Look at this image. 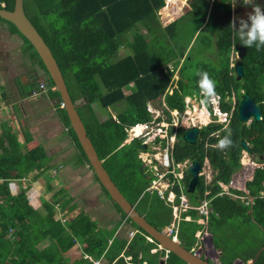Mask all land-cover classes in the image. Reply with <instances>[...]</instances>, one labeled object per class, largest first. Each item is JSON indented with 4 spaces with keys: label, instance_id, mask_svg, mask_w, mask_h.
<instances>
[{
    "label": "trees",
    "instance_id": "16d2710c",
    "mask_svg": "<svg viewBox=\"0 0 264 264\" xmlns=\"http://www.w3.org/2000/svg\"><path fill=\"white\" fill-rule=\"evenodd\" d=\"M30 2L26 7L25 2ZM177 1V0H176ZM7 10H13L14 0H6ZM222 2V1H221ZM242 2V1H241ZM172 4L167 0V4ZM219 3V2H218ZM217 4V2L215 3ZM194 9L187 14L193 17L195 25L192 29L191 43L176 51L177 39L183 34V26L187 20L173 22L166 27L162 26L158 9L164 6L163 0H24V9L27 17L32 22L38 33L49 46L59 68L62 72L69 93L86 127L87 134L94 145L97 154L111 179L130 203H138V209L146 212L148 222L162 231L172 222V210L168 208L159 195L147 192L150 186L151 172L144 167L139 159L144 148L138 138L134 137L130 143L125 144L128 138L127 128L144 125L152 121L148 111V104L164 98L170 109L183 112L185 110L186 96H199L198 81L200 71H207L211 78L217 82L216 92L222 98V110L230 111V106L225 102L232 96L231 90H244L253 97L262 109V120L252 121L246 126L238 118V104L241 94L237 95V104L234 110L231 125L222 130L217 137L209 139L210 147L204 150L205 139L210 134L221 130L220 125L211 124L200 130L196 145H189L179 133V142L174 149L175 163L185 160L199 162L203 166L204 160L210 162L214 172L212 187H209L212 205L216 211L211 213L208 220L209 230L215 238L218 247H225V256L221 257L222 264H232L239 255L236 250L243 249L239 246H229L219 241V237L226 236L230 228L231 218L242 219L241 228L245 225L254 226L256 231L262 229L261 240L264 247V165L256 169L254 178L247 183L250 196L254 197L252 206H245L241 200L228 195L218 196L222 188L218 183L229 185L232 176L241 169V155L244 151L242 141L250 148L248 154L259 163L264 162V47L257 50L253 45L244 58V75L241 81L236 79V74L230 68V53L235 42H239L237 35L233 37L230 27L225 31L216 33V37L209 32L213 17L209 15L210 2L203 1L197 5L191 1ZM26 7V8H25ZM1 6L0 0V9ZM171 8L165 10L166 16ZM224 14L230 16L229 2L224 4ZM28 11V14H27ZM186 15V16H187ZM208 15L210 16L207 20ZM184 21V22H183ZM6 23L12 32L17 29L9 22ZM230 25V21H228ZM198 33V35H196ZM19 34V33H18ZM25 44H28L34 56V48L20 34ZM201 38V47L213 50L215 62H197L198 72L190 70L193 58L190 53L194 39ZM235 38V39H233ZM125 48L128 52L124 57L119 56V49ZM39 59V57H38ZM220 64V68L215 67ZM39 65L48 75L42 61ZM174 69L180 67V88L174 95H165ZM243 83V84H242ZM49 90L55 88L48 75ZM73 88V89H71ZM129 89V92L126 89ZM242 93V94H243ZM57 98V109L61 120L69 130V135L74 142L81 158L88 162L78 139L73 132L67 114L61 109V100L57 90L52 92ZM224 103V104H223ZM113 111L115 115H111ZM231 131L233 146L223 151L214 147L218 140ZM26 136V135H25ZM24 136V137H25ZM29 140L28 137L25 138ZM148 168V167H147ZM52 169L50 160L41 145H36L26 153L20 151L14 134L4 130L0 137V264H65L67 259L64 254L71 249L77 240L87 236L94 228L87 216L79 215L67 225L54 221V204L46 202L43 211H37L29 204L27 197L28 188H21L14 195L9 188L8 180H22L31 173L42 175L47 181L48 190L51 189ZM95 176V175H94ZM97 182L98 179L95 176ZM191 174L187 171L184 182L187 196L194 202L203 198L205 186L203 177L194 193L188 192ZM105 194H109L103 188ZM235 191V190H233ZM174 192L181 194L178 186ZM242 194L240 192H236ZM58 197V196H57ZM110 198V197H109ZM115 207L126 218L121 208L114 202ZM251 207V208H250ZM218 214H215V213ZM191 216L194 222H182L180 226V243L187 249L196 243L197 231L202 225L196 223L199 219L196 211H190L184 216ZM251 219L255 224L250 225ZM131 222L127 219V223ZM132 223V222H131ZM133 228L140 231L128 243L123 240L113 239L109 245L112 233H91L92 246L87 250L94 259L104 256L107 264H127L121 254L132 256L137 264H161L165 251L155 254L151 250L156 244L148 242L147 234L134 223ZM67 227L70 230H67ZM235 228H237L234 225ZM242 231V230H241ZM253 234H249L252 236ZM12 236L13 238H9ZM50 236L54 244L40 251L37 245L41 240ZM236 253V256H232ZM258 253V252H257ZM228 254L231 258L228 259ZM255 264H264V249L260 254L252 255ZM75 264H92L81 258ZM165 264H186L179 257L170 253Z\"/></svg>",
    "mask_w": 264,
    "mask_h": 264
},
{
    "label": "crops",
    "instance_id": "0c3cea01",
    "mask_svg": "<svg viewBox=\"0 0 264 264\" xmlns=\"http://www.w3.org/2000/svg\"><path fill=\"white\" fill-rule=\"evenodd\" d=\"M180 1L181 0H177V5L174 4V6H171L172 4H170L169 7L171 9L168 11L175 10L174 15L170 16L169 12L167 18L164 16L168 21L165 25H163L162 23V26L166 27L173 22H179L182 20L183 16L181 8L183 5L180 4ZM208 2L211 3V0H208ZM165 6L166 4H164L163 7ZM9 31L10 35L15 34L10 29ZM26 45L28 46V44H23L25 48L24 50L21 49L22 53L19 54V56H14L10 52L12 50H15V47L12 48L10 44H0V137L3 136L4 130L11 131L16 137V134H18L19 131L18 129H21L20 132L23 133H21L23 135V141L19 142V140L17 141L15 138L17 146H19L20 151L22 150L21 152L26 153L34 146L41 145L50 160V165L52 166V169L49 171L52 182L50 184L51 189L48 190L47 181H45L42 175H36V173L34 172L29 174L23 180L12 179L9 183V188L12 187L10 186L12 182L15 183L16 189L18 191L21 190V188H28V201L34 210L42 212L41 210L43 209V206L46 202L54 204V221H60L61 223L67 225L79 215L87 216L89 221L93 224L94 228L87 236L83 237L80 240H77L75 245L64 254V257L67 259V263L65 264H75L77 260L81 258L85 259V256L93 258L92 255H89V253H87V250L93 244V240L90 235L92 232H113L112 237L111 239H109L108 243L109 245H111L113 239L123 240V238H126L129 243L133 239H129V232L131 230L137 229L133 228L131 222L127 223L126 221V223L123 224V221L127 218H124V220L122 219V214L115 207L114 202L111 201V199L105 194L103 187L99 184V182L96 181L89 163L85 162L81 158V155L77 151L74 142L70 138L69 130L61 120L60 114L58 112L56 106L58 100L56 97H53L54 95H52V92H54L56 88H52L51 90L47 88L44 91L40 90L41 84L48 85V75L45 74L44 70L40 68V65L33 60L34 56L29 51L30 47H26ZM27 59L29 60V62L27 61ZM17 70L21 71L19 73L20 75L15 74ZM60 108L63 109L62 103ZM51 110H56L58 113L59 122H57V124L56 121H54V118L51 117ZM18 118L21 121V126L15 124V121H17ZM23 118L25 121L30 122L32 125L35 124L36 126H38V128L32 127V125L29 124H23ZM64 130H67V133H64ZM32 134H35V139ZM26 137H28L29 140L26 141ZM130 138L131 137H129L128 135L125 144H128V139ZM24 148L26 149V151ZM147 151L143 150L141 152L144 153ZM139 159L142 160V157H139ZM185 161L190 162V160ZM207 168L212 169L208 160H206L204 166H202L199 175L200 178L203 177L205 186L212 187V184H208L209 176H207ZM255 171L251 175L249 174L248 176H246L248 179L243 185L241 184V187L243 186L242 189L241 187L238 188L237 186L239 182L236 183V186L234 185L235 181L233 178L235 177L237 172L232 176L229 186L223 183H218L222 188V192L219 193L218 196L228 195L234 197L237 200H241L242 204H244L245 206H252L255 198L249 195L247 190V183L253 180ZM209 175L211 179L214 178L213 170ZM184 185L185 191L187 192L185 182ZM222 186H225L230 192H224ZM71 187L73 188V190L70 189ZM209 187L205 191L203 198H208L210 194ZM229 187H231V190L229 189ZM232 189L236 190L232 191ZM237 190L242 194L236 193ZM10 191L14 194L15 189L11 188ZM203 198H197L193 203L197 205L198 202ZM209 199H211V215V213H214L216 209L212 205L213 199ZM132 204H136L134 205L136 209L146 217V212H142L140 209H138V203L133 202ZM164 204L171 209V207L167 205L165 201ZM215 214L218 213L216 212ZM189 217L192 219L190 215ZM184 222L192 223L194 222V220L192 219L191 222ZM250 222V225L252 223L255 224L252 219ZM196 223H198L197 220ZM198 224L202 225V227L201 230L197 231L196 238H198L197 235L201 231L202 239L205 238V234H207V236L209 237V243L207 244L209 252L204 254L200 252V256L212 263L222 264L221 257L225 256L224 254H227L225 252L226 248L222 246H216L213 233L209 230L208 221L205 225L201 223ZM165 228L162 231L165 232ZM67 230L69 231L70 228L67 227ZM260 230L262 231V229ZM260 230L256 231V228L253 225L249 227L245 225L242 229V237L237 234L229 233H226V236L219 237V241H221L224 246H239L240 244H243V246H245L244 244L246 243V246H251L253 248L247 254L239 253V255L236 256V253H234L232 256L235 255L236 257L232 264H255V260L252 258V255H254L255 253L259 255L260 252L264 249L263 240L260 241L263 231L261 232ZM249 234L253 235L249 236ZM207 236L205 239H207ZM147 237L149 236L147 235ZM48 239L52 238L50 236H47L45 239L41 240L40 243L45 242ZM53 241L55 240L52 239V242H50L48 246L54 244ZM198 242L199 240L196 241L197 244ZM152 243L156 244L157 246L156 248L151 250L152 254H155L162 250L165 251V255L161 263L165 264L170 253L162 249V247L154 240ZM196 243L191 249H197L198 245ZM38 245L37 248L40 251L48 247L47 246L44 249H41ZM232 256L226 255L228 259ZM121 257L124 258L127 264H137L134 263L132 256H124V253H122L120 258ZM98 259H102L103 264H107V260L104 256H101Z\"/></svg>",
    "mask_w": 264,
    "mask_h": 264
},
{
    "label": "rangeland",
    "instance_id": "374dc122",
    "mask_svg": "<svg viewBox=\"0 0 264 264\" xmlns=\"http://www.w3.org/2000/svg\"><path fill=\"white\" fill-rule=\"evenodd\" d=\"M171 1L173 2L171 6H174V4L177 5L176 0H171ZM191 1L196 2L198 5L201 2H203V1L206 2L208 0H181L180 1V4L183 5L181 8V12H182V16H183L182 19L187 20V22L184 23L185 24L183 26L184 30H182L183 34L180 35L179 38L177 39V46L175 48L177 52H179L182 48L187 47L193 39V33L191 31L195 25V20L193 17H190L187 15L190 12V9L191 10H192V8L194 9V6L191 5ZM258 1H260V0H211L210 6H209V15H211L213 17V19H212V24H211L209 29L212 31L211 32L205 31V32H209L213 35V37H216V33L221 32V31H225L226 27H230L232 34H233V37L235 35H237V39L240 40L239 33L236 30H234L235 28L231 27V22H232L233 18L235 17L234 12L239 7L242 8L243 5H245V4L254 3V2H258ZM163 2H164V4H166V6L165 7L162 6L160 9H158L157 14H158V17H159L161 24L163 23V25H165L168 20L166 19L167 16L165 15L164 12H165L166 8H169V3L167 4L166 0H163ZM216 2H217V4H215ZM227 2H229V7L231 9V13H230L229 17H227V15L224 14V12H225L224 4ZM6 3H7L6 0H1V5L5 6ZM29 4H30V2H28V1L25 2L26 7ZM185 8H186V10H185ZM172 11H170V16L174 15L175 10L173 12ZM27 14H28V11H27ZM209 15L207 17V20L210 17ZM228 21H230V25L228 24ZM233 39H235V38H233ZM239 42H241V40ZM236 43L237 42L234 43V45L231 49V53H230V68H233L235 61L238 58V53L234 49ZM0 44H10L12 46V48L15 47L16 49L12 50L10 52L14 56H19V54L22 53L21 49L24 50V48H25V46H23L24 41L19 36V34L15 33L14 35L13 34L10 35L8 25L6 23H3V22H0ZM200 44H203V43H202L201 38L198 37L197 39L193 40L191 47H190V48H192L190 55L193 58V63L190 65L191 66L190 70L195 71V72H198L197 62L199 60H203L204 62H207V63H209V62L214 63L216 60V57L213 55V50L211 53V50L209 48L203 49ZM26 47H28V46L26 45ZM29 51L34 56L33 51H31V50H29ZM127 53L128 52L125 50V48L119 49V56L120 57H124ZM33 60L39 64V59L37 56H34ZM27 61L29 62L28 59H27ZM17 65H18V62H17ZM215 67L220 68V64L218 66H215ZM169 70H170V72L173 73V77H172V81H170L171 83H169V86H168L167 90L165 91V95L163 97H165L167 94L168 95H174V93L177 90H179V88H180V82H181V76L179 73L180 67H178L177 69H174L171 65H169ZM20 72H21L20 70H17V72L15 74L18 75ZM234 75H235V73L231 72V76H234ZM236 79H237V77H236ZM241 79H240V81H241ZM71 89H73V88H71ZM126 91L129 92V89L127 88ZM231 92H232V96H230L229 98L226 99V101H224V103L228 102L227 104L230 106V111L228 112V114H229L228 120L226 122H224V124L217 123L218 117H217L216 113L214 112V109L217 107V106H215V104H213V105L209 104L208 105V104H206V102H204L205 103V108H204L201 101H204L205 98L201 94V92H200V97L196 96V95H194L192 97H190V96L185 97L186 107H185V110L182 113H180L179 116L178 115L174 116V114H172V112L174 110L170 109L167 106V104L164 101V98L161 100H157L154 103H149L147 107H148L149 113L152 116V121L150 123L144 124L143 128H141V130H140V131H142L139 134L141 136H139V138H138V141L141 142L143 146L148 147V151L144 152V153L140 152V156H139V157H142V160H140V161L144 165V167L146 169H148L146 167L147 161L149 159L148 156L150 154L154 155L155 153H158L157 148H159V147H161L162 149L168 148L169 151H172V154H173L174 149L177 147V141L179 142V139H178L179 133H181L186 128H188L189 124L191 122L196 124L197 127H201V128L207 127L211 124L221 126V130L210 134L209 137L205 139L204 150H207L210 147L209 139L213 138V137H217L222 130L228 128L231 125L234 110L236 108L235 106L237 104V95L242 94L244 92V90L241 89L239 91H237V90L235 91L234 89H232ZM80 104H81V101H78L77 105L79 106ZM166 107H168L170 111H168L166 109ZM197 110H199L200 114L197 113ZM219 110L221 112H224L222 110V106H221V109H218V108L216 109L218 114L221 113V112H219ZM50 113H51V117L54 118V121H56V124H57V122H59V120H58L59 117H58L57 111L51 110ZM110 113H111V115H115V113L113 111H110ZM173 116L175 118L172 119ZM203 118L208 119L206 123L204 122ZM251 122H252V120H249V121L245 122V125L248 127V126H250ZM22 123L26 124V125H28V124L32 125L30 122L25 121L24 118H23ZM165 123L169 124V125L167 126V125H165ZM15 124H17L18 126H21V121L19 118L17 119V121H15ZM150 124H151V126H150ZM61 126H62V124H61ZM32 127L38 128V126H36L35 124L32 125ZM62 128H63V126H62ZM150 128H154V136L153 135H147L148 130ZM177 128H178V130H177ZM18 130H19L18 134H16L15 138L17 141L19 140V142H22L23 141V138H22L23 133L20 132L21 129H18ZM56 131H57V128H56ZM66 131L67 130H64V133H67ZM34 135L35 134H32L33 137H34ZM171 137H174L175 140L171 141L170 140ZM153 138H155V139L153 140ZM34 139H35V137H34ZM133 139L134 138L128 139L129 140L128 143H130V141H132ZM25 151H26V149H25ZM161 153H164V150H162ZM206 160L207 159L204 160L203 166H204ZM263 165H264V162L259 163L256 159H254L251 155H249L247 151L244 150L242 152V155H241V170L239 172H237L235 177L233 178L235 181L234 185L236 186V183L239 182V184L237 186H238V188H240L241 184L243 185L245 183V181L248 179L246 176H248L249 174L251 175L257 168H261ZM179 170L180 171H177V173L182 172L185 175H187V171H185L186 169L184 168L183 165L181 166V168ZM211 171H212V169L207 168V176H209L208 177V180H209L208 184H212V182H213V178L211 179V177L209 175ZM205 181H206V179H205ZM27 182H28V180H27ZM10 186H12L11 188L15 189V191H14L15 195L20 192V190L18 191L16 189L14 182H12V184ZM222 187H223L224 192L225 191L230 192L225 186H222ZM230 188L231 187H229V189ZM242 188H243V186L241 187V189ZM70 189L73 190L72 187ZM234 190H236V189H234ZM232 191H233V189H232ZM165 193L167 195L168 191H166ZM41 211H43V209ZM230 221H231V223H230L231 227L227 229L228 233L229 234H237L240 237H242V234H243L241 231L242 228H241V225H239V223H241L242 219L239 217H236V218H231ZM234 225L237 228H235ZM206 236H207V234H205L204 237L206 238ZM9 238H13V237L9 236ZM205 238L204 239H202V237L200 239L197 238V240H199V242H198V244L196 243L198 245L197 249H195L196 252H198V253L202 252V254L209 252L208 245H207L209 243V237L207 236V239H205ZM205 240H206V243H205ZM50 242H52V239H48L45 242L40 243L38 246H39V248L44 249L45 247H47L50 244ZM244 245L245 246L243 247V249H241V250L237 249L236 252H238L240 254H247L253 249L251 246H246V243ZM229 255H231V254H229Z\"/></svg>",
    "mask_w": 264,
    "mask_h": 264
},
{
    "label": "water",
    "instance_id": "95a60500",
    "mask_svg": "<svg viewBox=\"0 0 264 264\" xmlns=\"http://www.w3.org/2000/svg\"><path fill=\"white\" fill-rule=\"evenodd\" d=\"M246 9V5H243L242 8L239 7L235 10V16L242 11H246ZM0 18L11 23L17 29L18 33L21 34L34 48L38 57L42 61L51 81L54 83L55 88L59 93L62 108L67 114L70 126L87 157L89 166L98 179L99 184L109 194L111 201L115 202L121 208L127 219L134 223L151 239L157 242L162 249L176 255L186 264H215L207 259H203L200 254L195 251V249H185L180 242L171 239L164 231H159L151 225L146 217L143 216L136 209V207L125 198L123 193L113 182L103 165L104 161L99 158L97 151L87 134L86 127L77 110V105L71 98L56 59L54 58L49 46L46 44L25 13L24 0H14V7L12 11L0 9ZM234 49L238 53V58L235 61L233 69L237 76V80H240L244 75L243 61L249 51V47L242 46L240 42H237ZM237 110L238 118L242 123L249 120H254L256 122L262 120V109L248 92L242 94ZM200 130L201 129L196 126L188 129L182 135L183 141L189 145H196L200 135ZM242 145L245 151H250V148L245 141H242ZM143 147L145 148V146ZM201 168L202 166L200 163L196 161L192 162L189 166V172L191 174V180L188 185L189 193H194L200 182L199 174L201 172Z\"/></svg>",
    "mask_w": 264,
    "mask_h": 264
},
{
    "label": "built area",
    "instance_id": "2783aa9c",
    "mask_svg": "<svg viewBox=\"0 0 264 264\" xmlns=\"http://www.w3.org/2000/svg\"><path fill=\"white\" fill-rule=\"evenodd\" d=\"M40 90L44 91L46 90V86L44 84L40 85ZM187 99V98H186ZM204 108H205V99L204 101H201ZM186 103V102H185ZM206 104H215V106H217L214 109V112L216 113L218 120L217 123L219 124H224V122H226L228 120V112H221L219 110V112L221 113H217L216 109H221V104H222V98L220 95L217 96V99L215 101V103H206ZM166 109L168 111L169 108L166 107ZM181 112H179L178 110H174L172 112V114L175 115H180ZM172 117L175 118V117ZM179 118V117H178ZM165 125H169L166 124ZM144 125H137L133 128H127L126 132L127 134L131 137V138H139V135L142 131L141 128H143ZM151 126V124H150ZM149 126V127H150ZM196 124L194 123H190L189 127L186 129H190L192 127H195ZM148 127V128H149ZM197 127V126H196ZM201 128V127H199ZM185 129V130H186ZM154 128H150L148 130V134L147 135H153L154 136V132H153ZM178 130V128H177ZM155 138H153L154 140ZM171 141L175 140L174 137H171L170 139ZM157 142V141H156ZM158 153H155L154 155L150 154L148 157V161H147V167L149 169V171L151 172L150 176V186L147 188V192L149 193H154L157 192L159 197L165 201V203L167 205H169L172 209V222L169 226H167L165 228V233L173 240L180 242L179 238H180V226L181 223L184 221L187 222H191L192 219L189 216H184L185 214H187L190 211H196L199 219L197 220L198 223L201 224H207V221L209 219L210 216V203H211V199L209 198H203L202 200H200L198 202V204H194L192 201L189 200V198L187 197L186 191H185V185H184V179H185V174L184 173H177V171H180L179 169L181 168V166L183 165L184 168L186 169L185 171H187L189 169L190 166V162L189 161H184L182 163H175L172 151H169L168 148H157ZM164 150V153H161V151ZM174 178V179H173ZM3 182V180L0 179V184ZM11 180H8V183H10ZM178 186L180 188V192L181 194L178 196L175 192H174V187ZM11 190V187H10ZM166 191H168V194L166 195ZM208 195V194H207ZM1 199H0V203H1ZM136 205V204H134ZM127 219L123 221V224L126 223ZM139 231L138 230H131L128 234L129 239H132L136 236V234H138ZM198 239L201 238L202 236V232L198 233ZM147 240L149 242H153V239H151L150 237H147ZM85 259L90 261L92 264H103L102 259H94L92 257L89 256H85Z\"/></svg>",
    "mask_w": 264,
    "mask_h": 264
},
{
    "label": "clouds",
    "instance_id": "9594fccd",
    "mask_svg": "<svg viewBox=\"0 0 264 264\" xmlns=\"http://www.w3.org/2000/svg\"><path fill=\"white\" fill-rule=\"evenodd\" d=\"M1 6L3 7L2 9H5L6 7V5L5 6L1 5ZM252 7L253 10L252 12L248 13V18L246 20L243 18L239 19L238 29H237V18L235 17L231 22V27L236 28L238 30L239 38L243 46L250 48L253 45H255L257 50H260L262 47H264V6L256 4ZM197 74L200 76V80L198 81V84L201 94L205 98V102L215 103L218 96L216 92L217 82L211 78L210 74L207 71H200ZM44 85L46 86V84ZM187 130L188 129H186V131ZM226 131H228V134L223 138L219 139L218 143L214 146L221 151L233 146V141L231 139V131L230 130H226ZM190 163L192 164L191 161Z\"/></svg>",
    "mask_w": 264,
    "mask_h": 264
},
{
    "label": "flooded vegetation",
    "instance_id": "af4514ba",
    "mask_svg": "<svg viewBox=\"0 0 264 264\" xmlns=\"http://www.w3.org/2000/svg\"><path fill=\"white\" fill-rule=\"evenodd\" d=\"M256 4H259V5H261V6H264V0H260V1H258V2H254V3H248V4H245L246 6H247V9H246V11H242V12H240V13H238V14H236V16H235V18H237V29L239 28V19L240 18H243V19H247L248 18V13H250V12H252V10H253V7L252 6H254V5H256ZM235 13V12H234ZM235 15V14H234ZM232 16V15H231ZM236 28L234 29V30H236L237 32H238V30H237ZM239 33V32H238ZM20 36V35H19ZM21 37V36H20ZM241 44H242V42H240ZM243 46V45H242ZM241 96H242V94H241Z\"/></svg>",
    "mask_w": 264,
    "mask_h": 264
},
{
    "label": "bare ground",
    "instance_id": "6f19581e",
    "mask_svg": "<svg viewBox=\"0 0 264 264\" xmlns=\"http://www.w3.org/2000/svg\"><path fill=\"white\" fill-rule=\"evenodd\" d=\"M197 113L200 114V113H199V110H197ZM203 120H204V122L206 123L208 119H207V118H206V119L203 118Z\"/></svg>",
    "mask_w": 264,
    "mask_h": 264
}]
</instances>
